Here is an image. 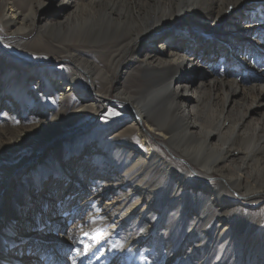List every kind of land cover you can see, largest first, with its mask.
<instances>
[{
	"label": "bare ground",
	"instance_id": "obj_1",
	"mask_svg": "<svg viewBox=\"0 0 264 264\" xmlns=\"http://www.w3.org/2000/svg\"><path fill=\"white\" fill-rule=\"evenodd\" d=\"M47 1L69 9L42 25L38 11ZM261 8L259 0H0V33L16 38L39 28L32 42L0 40V120L34 125L0 134L7 150L0 154L5 215H13L23 196L21 175L59 159L71 145L94 144L111 171L94 169L87 199L81 190L85 201L70 217L76 235L51 237L83 243L80 217L95 210L111 233L124 227L117 248L132 247L126 255L137 264H258L264 255V59L255 63L250 53L261 49L243 23ZM219 47L226 58L216 64L210 53ZM228 56L242 71L226 82L216 70H227ZM204 68L212 79L203 78ZM252 76L257 80L249 84ZM242 94L249 98L245 109L236 106ZM45 102L52 106L41 117ZM47 115L51 125L44 124ZM73 127L84 130L79 144ZM168 154L198 170L189 173ZM176 191L183 195L173 198ZM98 235L105 237V229ZM108 237L107 248L116 242ZM84 263L111 261L97 252Z\"/></svg>",
	"mask_w": 264,
	"mask_h": 264
},
{
	"label": "snow or ice",
	"instance_id": "obj_2",
	"mask_svg": "<svg viewBox=\"0 0 264 264\" xmlns=\"http://www.w3.org/2000/svg\"><path fill=\"white\" fill-rule=\"evenodd\" d=\"M244 2L245 0H237L238 4ZM259 3L264 4V0H259ZM248 17L250 19L246 18L243 26L253 30L251 38L261 49L259 54H250L255 63H260L264 59V8L260 9L259 15L250 12ZM261 68L264 70V64H261ZM2 73L3 67L0 66V74ZM102 165V161L93 159L79 147H73L59 159L29 170L21 179L23 196L13 215H5L3 201L0 200V264H61L55 245L48 238L56 236L72 239L68 233L76 218L73 217L71 222L67 221L65 206L72 205L81 198V190L93 179L92 171ZM165 195L169 193L165 192ZM171 195L177 198L183 193L176 191ZM80 219L84 220L83 217ZM84 235L87 236L88 233L85 232ZM102 246L84 245L77 248L75 243H70L69 251L78 256V260H71V264L91 261ZM41 250L46 254H41ZM132 251V247L124 249L122 246L117 248L112 245L106 249L105 255L111 264H123L126 254ZM96 259L99 260L100 257L97 256ZM69 261L70 256L66 255L64 264H69ZM249 264L253 262L249 261ZM258 264H264V255L259 258Z\"/></svg>",
	"mask_w": 264,
	"mask_h": 264
},
{
	"label": "rangeland",
	"instance_id": "obj_3",
	"mask_svg": "<svg viewBox=\"0 0 264 264\" xmlns=\"http://www.w3.org/2000/svg\"><path fill=\"white\" fill-rule=\"evenodd\" d=\"M60 1V0H59ZM35 6L37 7V8H39V4L37 3V4H35ZM43 8L42 7H40V9H39V11H38V14H39V16H40V18H43L42 19V22H41V24L43 25V24H45V23H47L49 20L51 21V20H55L59 15H61V14H64L66 11H68V7H63V8H58V2L56 3V4H51V2L50 1H47V3H46V5H45V3L43 4ZM61 13V14H60ZM40 26V25H39ZM253 30L251 29L250 30V32H252ZM38 32H39V28H36L35 29V31H33L30 35H25V36H23V35H18L16 38H14V37H12V36H8V35H4V34H2V33H0V40H2L1 42L2 43H9V45H12V46H18V45H20L21 44V42L22 41H24V42H32L34 39H35V37H36V35L38 34ZM164 36V35H163ZM163 36H161V37H163ZM145 40H146V38H143V39H141L140 41H139V43H138V46L139 47H144L145 46ZM210 42H212V43H215V42H217V41H210ZM183 44H185V43H183ZM219 45H221V44H219ZM137 46V47H138ZM186 46V45H185ZM159 47V43H156L155 44V46H154V48H158ZM183 48H185V47H183ZM20 49V48H19ZM19 49H17L18 51H19ZM196 50V54H197V56L199 57V55H200V52H199V48H196L195 49ZM215 50H217V52L214 54V55H212V53H208V52H206L208 55H210V56H213L214 58H215V63L216 64H219L220 63V61H221V59H223V58H226V54H225V50L223 49V50H221L220 51V47L219 48H216ZM56 58V57H55ZM60 58V57H59ZM57 59V60H61L62 61V59L60 58V59ZM203 58V57H202ZM15 60V59H14ZM56 61V60H55ZM227 61L229 62L228 64V68H227V70H225V71H220V69H221V67H218V70H216L217 71V73H218V76H224V78H225V81L226 82H229V81H231V80H234L235 79V77H236V75L238 74V73H240L242 70H240L239 69V67L237 68V67H234V65L232 64V61L233 60H231V57H227ZM126 64L128 63V64H130L131 62H133L132 61V59L131 58H126L125 59V61H124ZM234 62V61H233ZM70 63V62H69ZM216 67V66H215ZM222 72V73H221ZM251 71L250 70H248V73H250ZM203 73H204V76H203V78H205V80H209V79H212L213 78V75H212V73L209 71V69L207 70V69H205L204 68V70H203ZM220 74H222V75H220ZM257 80V78L255 77V76H252L251 77V79H250V81L251 82H248L249 84L251 83H253L254 81H256ZM117 81H118V76H115V81H114V85H116L117 84ZM219 91L220 90H217L216 91V93H219ZM248 102H249V98H245V95L244 94H242L241 95V97H239V98H237V100H236V106L238 107L239 105H241V107H243L244 109L247 107V106H249V104H248ZM248 104V105H247ZM51 106H52V104L50 103V102H45L44 104H43V107L40 109V113H41V117H43V116H45L46 115V113H45V109H49V108H51ZM20 109V111H21V113H20V116L21 117H23L24 116V113L25 112H23V109L22 108H19ZM254 111V110H253ZM260 111V113L261 114H263V112H264V108H262V109H260L259 110ZM34 117V115H32V116H28V118H33ZM46 117V116H45ZM254 117H255V119H258V117H259V115L258 114H255L254 115ZM24 118V117H23ZM6 120H0V134H1V131L3 130V129H6V130H8V131H10V130H12V129H15V128H17L18 126H24V127H28V126H33L34 127V125H33V123H30V122H28L27 120L26 121H21L20 122V120H18L19 122H15V123H9V122H5ZM2 123H4V124H2ZM44 124H48V125H51L52 124V117H49V115H47V119L45 120V122H44ZM83 132H84V130L81 128V127H73V129H72V135H74V137H73V141H78V142H75V143H80L82 140H83ZM60 140H62V142H65V143H67V140H66V138L65 137H60ZM72 141V142H73ZM80 141V142H79ZM4 142H6V139L5 138H2L1 137V135H0V154H2V153H6L7 152V150L6 149H1V147H2V145H3V143ZM77 146V145H76ZM75 146V147H76ZM74 146L73 145H71L70 147H68V149H67V151L68 150H70L71 148H73ZM162 147V146H161ZM163 149L166 151V149L163 147ZM3 150H4V152H3ZM83 152H85V153H87V154H89L93 159H95V160H98L99 159V150L97 149V147L94 145V144H90V145H85L82 149H81ZM42 152L41 151H39L38 152V155H37V157L39 158H41L42 157V154H41ZM169 155V154H168ZM169 158L175 163V164H177V165H179V166H181L183 169H185V170H187L189 173H191V174H193L195 171H197L198 170V167L197 166H195V165H192V168L190 167V166H188L187 164H185L183 161H181L180 160V158H178V157H172L171 155H169ZM98 169V173H100V172H102V171H111V169H109V168H104V166L102 165L101 167H99V168H97ZM97 172L95 171V173H94V170L92 171V173H91V175H92V177H93V180L95 179V177H96V174ZM25 175V174H24ZM24 175H21V177L19 178V181H21V179H22V177L24 176ZM108 180H109V178H108ZM107 180V181H108ZM88 185H89V183H88ZM98 190V189H97ZM82 191H83V194H84V196H86V198H84V199H87L88 197H90V195H91V191L90 190H88V187L86 186V187H84V189H82ZM100 191V190H99ZM10 198V197H9ZM83 199V197H81V198H79L74 204H72V205H70L69 206V208H68V210L66 209V213L68 214L67 215V221L68 222H71V220H70V217H71V213H72V209H73V207H75L76 205H78V204H82L83 203V201H85ZM109 199H106L105 201H104V204L106 203V202H110V201H108ZM161 210V209H160ZM94 211L95 210H92V211H88L87 213H85L84 214V216H82L84 219H85V221L83 220H81L80 222H79V224L81 225V228H84L85 230H86V232L89 234V235H87V237L85 238V240H86V244L87 245H90V246H93L94 247V245H96V246H100V245H102V244H106V240H107V238H109L108 236L110 235V238H112V239H114V240H116V242H112L111 244L112 245H115L116 247H117V244L116 243H122V241L124 242V227H119V226H117L118 228H120V229H118V230H116L115 232H113V233H111L110 231H109V224H107L108 222H106V220H100V219H95L94 218V215H92L91 213H94ZM162 211V210H161ZM114 212H115V209L111 212V213H109L108 214V217H109V219L113 216V214H114ZM91 214V215H90ZM95 219V220H94ZM109 221V220H108ZM106 222V223H105ZM110 222V221H109ZM116 222V221H115ZM83 223V224H82ZM111 223V222H110ZM131 223V222H130ZM166 223L168 224V217L164 220V224L166 225ZM132 224V223H131ZM105 229V233H106V235H105V237L102 235H98V233H99V231H100V229ZM111 228V227H110ZM130 228H132V225L130 226ZM129 228V229H130ZM164 228V227H163ZM163 228H161V229H159L160 231V233H158L160 236H163ZM185 228V227H184ZM94 230V231H93ZM75 230L74 229H69V233H68V235L69 234H75L76 235V232H74ZM93 231V232H92ZM94 234V235H93ZM123 234V235H122ZM175 234V233H174ZM173 234V235H174ZM91 235V236H90ZM98 235V236H97ZM159 237V236H158ZM102 238H103V242H102ZM48 239H50L52 242H53V244L55 245V248H56V251H57V254H58V256H59V258H60V260H61V264H64V257L67 255V256H70V261H69V264H71V260H78V256H77V254L75 253V252H70L69 251V244L71 243V242H69V241H67V240H65V239H56V238H53V237H49ZM85 240L83 239V243H78V245H79V247H82V246H84L85 245ZM105 242V243H104ZM98 243V244H97ZM81 244V245H80ZM78 245L76 246V247H78ZM102 246V247H100L99 248V251H98V253H103L104 255H105V253H106V249H107V246L105 245V246ZM95 246V247H96ZM78 247V248H79ZM110 247V246H109ZM104 251V252H103ZM41 254H46V253H44V251L43 250H41ZM106 256V255H105ZM129 257H130V259H129ZM132 260V261H131ZM137 264V262L136 261H134V259H132L131 258V255L130 254H128V255H126V258L124 259V264ZM85 264V263H84Z\"/></svg>",
	"mask_w": 264,
	"mask_h": 264
}]
</instances>
